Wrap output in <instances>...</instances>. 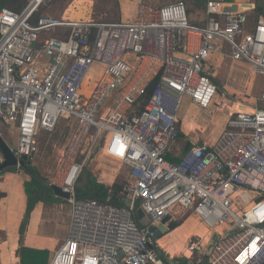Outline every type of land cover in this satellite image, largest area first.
I'll return each mask as SVG.
<instances>
[{
  "label": "built area",
  "instance_id": "obj_1",
  "mask_svg": "<svg viewBox=\"0 0 264 264\" xmlns=\"http://www.w3.org/2000/svg\"><path fill=\"white\" fill-rule=\"evenodd\" d=\"M35 1L0 11V121L18 136V161H33L42 130L76 121L50 181L71 194V222L45 264H167L164 237L150 228L186 217L207 231L187 240L188 264H264V91L250 105L220 95L208 65L219 52L264 76V17L248 30L249 7L233 12L226 0H206V22L197 25L177 0L142 3L128 21L75 20L72 8L36 17L52 0ZM185 98L203 112L227 113L213 143L186 135L173 146ZM101 156L129 170L123 206L77 197Z\"/></svg>",
  "mask_w": 264,
  "mask_h": 264
},
{
  "label": "crops",
  "instance_id": "obj_2",
  "mask_svg": "<svg viewBox=\"0 0 264 264\" xmlns=\"http://www.w3.org/2000/svg\"><path fill=\"white\" fill-rule=\"evenodd\" d=\"M162 1H165V3L162 4L157 3L153 5L161 6L164 4H168L170 2L169 0H160V2ZM183 1L187 3L189 13H192L193 10L195 9V6H192L190 4L189 2L190 0H183ZM144 3H146L145 0ZM230 3L232 5H236L238 7V10L239 8L242 9L243 7H249V22L247 25L248 30L253 29V26L255 25L258 16L264 17V0H233V2ZM120 4H121V13L119 20H124V21L133 20L137 15V14L135 15L136 11L138 13V9H139L138 5L136 6L135 12H133L128 2L124 4L123 0H120ZM261 9L263 11L262 14L259 12ZM205 10H206V0H203V11H204L203 18L202 17L200 19L193 18L191 21L197 25L204 24L206 22ZM41 15L55 16L46 13L45 14L43 13ZM85 17H89V16L87 15ZM217 44L220 46L222 52H224L226 55L230 53V49L227 44L221 41H217ZM235 64L236 63L233 62L230 58L223 56L219 52L213 54L208 62V65L214 67V69L216 70L215 78H214L215 83L218 85L220 91H222L221 86L225 88V90L226 89L229 90L228 97H231L230 91L233 88L232 85L233 81L231 80V72ZM240 86L242 87V85ZM242 88H245V85ZM221 94L224 95L223 93ZM259 104L264 107V103L261 102ZM193 107L195 106L190 105L189 110L185 112L186 119L188 118V112L190 115V111L193 109L195 110V113H192L194 114L193 119L197 124L200 119L199 116H201L202 113L200 112L201 110H199L197 107L195 108ZM61 120H63L64 122L65 121L69 122L68 120L65 119H61ZM59 121L58 123L60 124L61 121L60 122ZM58 123L57 125L60 128L59 131H61V124L59 125ZM67 129L64 131L62 135L64 136L63 138L64 147L66 146V143L71 135V132H67ZM55 133L56 131L50 133V135H53L52 137H55L56 135ZM60 136L61 133L59 134V137ZM63 146L62 148L61 147L59 148L60 149L59 159H60V152L62 151V149H64ZM32 162H33L32 167H34L38 172L37 175L43 181L50 182L51 180L44 179L42 176L43 174L39 172L38 163L35 160ZM111 176L118 179L120 175L111 174ZM32 178L33 177L29 175L21 167H16V168L12 167L0 172V264H22L21 254L23 249L25 248L43 252V255L39 256L38 264L42 262V259L43 262L41 264H45L49 251H53L62 241H64L67 238L68 229L71 222L72 205L70 204L69 201L55 197L49 188L46 187L47 191L43 193V199L45 200L43 202L38 203L35 206L34 210L30 213L29 217L27 218L28 198L25 191V184L27 182H30ZM115 184L120 185V183L115 181V179H114V183L106 184V185L104 184V185L106 187L112 188V186H114ZM188 228H189V224L187 221L185 224H182L175 230L165 235L163 241L171 237L176 232L182 229L186 230ZM194 234H198V233H193L192 235ZM192 235H190L187 238V240ZM187 240L185 241V245ZM183 250L177 249L180 258H184L181 255V252ZM168 252L171 254V256L169 257L164 256L165 259L167 260V264H172V263L180 264L179 261H182V259H180L178 256L175 257L176 255H173L170 251ZM184 259L187 261L186 258ZM33 263L34 262L32 261V264Z\"/></svg>",
  "mask_w": 264,
  "mask_h": 264
},
{
  "label": "rangeland",
  "instance_id": "obj_3",
  "mask_svg": "<svg viewBox=\"0 0 264 264\" xmlns=\"http://www.w3.org/2000/svg\"><path fill=\"white\" fill-rule=\"evenodd\" d=\"M32 0H29V4ZM174 1V0H169ZM195 1V2H194ZM190 0V4L195 6V9L192 13H189V18L192 20L193 18L200 19L203 18V0ZM128 2L129 6L132 8L133 12L136 10V6L141 5L144 3V0H123V3L126 4ZM146 4H162L165 1L160 2V0H145ZM169 2V3H170ZM28 4V5H29ZM155 6V5H154ZM137 7V9H138ZM68 8H72V13L74 16V12L82 13L87 11V15L91 16L93 19L98 21H117L120 19L121 13V4L120 0H52L47 2L46 5L43 6L42 14H52L57 17L64 16V12ZM85 10H84V9ZM52 12V13H51ZM137 14V11L135 15ZM234 68L231 72V80L233 81L232 85V92L230 91V95L236 102H241L243 104L250 105L251 103L254 104L255 99L261 97L264 91V76L254 73L248 63L245 62H235ZM97 76H100L101 72L94 71ZM245 85V88H242ZM221 93L224 95L229 94V90H225L221 86ZM245 91V92H242ZM250 94V95H249ZM222 95V94H220ZM190 107V100L188 98L184 99L181 113L184 116L185 112L189 110ZM195 108V107H193ZM212 111H216L213 107L211 112L204 113L200 111L202 114L199 116V122L196 124L192 113H195V110L190 111V115L188 112V118L185 119L183 122V129L182 133L184 137L179 141L174 142L173 146L176 148H181L184 139L189 135V137L193 141H209L211 143L214 142L216 138H218L223 129L227 125V113L222 112H215L214 115ZM61 121V122H60ZM61 124V131L59 126H56V135H50V133L41 131L39 136L37 137V143L39 147L38 154L34 157L33 161L35 160L38 163L39 172L43 174V178L47 180H52L58 168V159H59V148L64 145V136L63 133L67 129V132H73L76 121L70 120L69 122L63 121L60 119ZM59 124V123H58ZM59 124V125H60ZM0 132L2 133L4 139L7 141L11 148H16L18 136L17 134L12 133L9 128H7L4 124L0 121ZM61 136L59 137V134ZM61 143V144H60ZM66 143V141H65ZM56 145V148H55ZM64 147V146H63ZM33 163V162H32ZM128 168L119 164L117 161H111L110 159H106L104 156L99 157L93 167H90L88 172H90L94 177L98 179V184L104 186V184H111L115 181L119 182L120 185L124 184L127 180L128 175ZM112 175H120L117 178H114ZM29 179V178H28ZM78 187L83 188V184H79ZM114 186H112L113 188ZM114 191V188H113ZM188 221L189 228L182 229L171 237L165 239L162 243H165L167 246L166 248L173 254L176 255L175 257H179L178 250H183L185 246V241L187 238L192 235L193 233H198L199 235H205L207 233L206 229L195 218H184L180 220L179 223L185 224ZM212 237L214 241H216V237L218 236L217 233L213 232ZM225 233H223V236ZM176 251V252H175ZM175 252V253H173ZM182 259L183 262L186 260Z\"/></svg>",
  "mask_w": 264,
  "mask_h": 264
},
{
  "label": "trees",
  "instance_id": "obj_4",
  "mask_svg": "<svg viewBox=\"0 0 264 264\" xmlns=\"http://www.w3.org/2000/svg\"><path fill=\"white\" fill-rule=\"evenodd\" d=\"M227 2H233V0H226ZM29 4V0H0V11L3 8L11 9L15 12L23 11ZM43 7H41L36 14V17L40 16L43 12ZM261 14L263 13L262 9L259 11ZM153 87L149 88V94L152 93ZM221 92V91H220ZM184 137L182 132H179L178 140L180 141ZM175 162L177 160H174ZM32 170L38 174L36 169L32 167ZM83 184V188L77 187V197L78 199H94L100 202H106L110 197L111 204L116 206H123L124 202L118 198V194L122 190V186L115 184L114 191L113 188L106 187L105 185L98 184V180L88 171H86L81 177L79 184ZM25 191L28 198V208H27V218L30 213L34 210L35 206L43 202V193L47 191L46 187L36 179L32 178L30 182L25 184ZM177 228L181 226V223H176ZM43 255V252L35 251L31 249H23L21 254V263L22 264H38L39 256ZM48 257V255H47ZM167 261V260H166ZM179 261V260H178ZM43 262V259H42ZM41 262V263H42ZM180 264H188L187 261H179ZM39 263V264H41Z\"/></svg>",
  "mask_w": 264,
  "mask_h": 264
},
{
  "label": "water",
  "instance_id": "obj_5",
  "mask_svg": "<svg viewBox=\"0 0 264 264\" xmlns=\"http://www.w3.org/2000/svg\"><path fill=\"white\" fill-rule=\"evenodd\" d=\"M228 10L235 12L238 10V7L236 5H232V7H230ZM200 146H202V144ZM189 147H190V143L186 145L185 151H188ZM0 151L4 157V163L3 165L0 166V172L8 168H12V167L16 168L20 166L29 175H31L33 178L41 182L45 187L49 188L55 197L60 198L62 200H66V201H69L71 199V194L64 191L61 187L57 185H52L50 182L43 181L37 175V173H35L32 170V161L28 160L26 157H23L20 161H18L15 155V151L11 148V146H9V144L4 139L1 133H0ZM138 218L139 219L144 218V213L141 209L138 210ZM176 228H177L176 223L174 222L169 223V220L166 219L163 225L159 227H151L150 231L154 233L155 239L159 240L163 238L165 235H167L168 233H170L171 231L175 230Z\"/></svg>",
  "mask_w": 264,
  "mask_h": 264
},
{
  "label": "bare ground",
  "instance_id": "obj_6",
  "mask_svg": "<svg viewBox=\"0 0 264 264\" xmlns=\"http://www.w3.org/2000/svg\"><path fill=\"white\" fill-rule=\"evenodd\" d=\"M41 1L42 0H36L34 6L37 5V3L41 2ZM74 13H75L74 16L72 14V18L75 19V20H79V19L84 18L86 16L87 11H85V12L82 11V13H80V12H74Z\"/></svg>",
  "mask_w": 264,
  "mask_h": 264
}]
</instances>
